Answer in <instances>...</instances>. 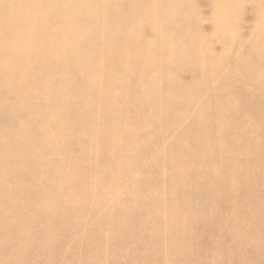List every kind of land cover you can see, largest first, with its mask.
Returning a JSON list of instances; mask_svg holds the SVG:
<instances>
[{
    "label": "rangeland",
    "instance_id": "obj_1",
    "mask_svg": "<svg viewBox=\"0 0 264 264\" xmlns=\"http://www.w3.org/2000/svg\"><path fill=\"white\" fill-rule=\"evenodd\" d=\"M98 5L102 30L61 31L82 35L55 53L63 96L53 63L0 104V264H264V228L256 251L197 242L247 202L239 174L264 201V0Z\"/></svg>",
    "mask_w": 264,
    "mask_h": 264
},
{
    "label": "bare ground",
    "instance_id": "obj_2",
    "mask_svg": "<svg viewBox=\"0 0 264 264\" xmlns=\"http://www.w3.org/2000/svg\"><path fill=\"white\" fill-rule=\"evenodd\" d=\"M104 1L109 0H0V104L6 106L5 101L10 102V97H13L14 101L25 98L26 94L23 93V88L27 89L30 84L25 78L26 75H30L31 72L45 71L53 63L58 70L57 76L52 78V82L49 84L47 80L46 84L39 87L44 93L57 91L63 96L62 88L56 87L52 83L57 82L61 77L65 78V75L62 76L59 73L58 67H61V63L65 62L66 55H60L62 58L59 60L55 53L60 51L72 38H80L82 35L79 34V31L68 32L69 34L61 33V31L82 29L81 27L85 25L93 27L92 29L102 26L103 23L94 25L90 20V14L95 13L100 18L107 16L108 14L106 15L102 7L98 5ZM104 23L107 26H119L120 21L113 19ZM258 28L263 29L264 33V22L260 23ZM100 30L102 29H96L97 32ZM263 45L262 38V43L257 42V46H262V49H259L260 52H264ZM39 51H45L48 54L45 61L40 62L35 58V53ZM257 66L264 70V56H259ZM243 68L246 67L243 66ZM255 76H245V78L253 79ZM250 82L251 80H246L244 85ZM57 83L59 84V82ZM65 98L66 101L69 100L67 96ZM36 106L40 108L41 105ZM43 107L46 108V106ZM40 151L41 148L37 150L34 148L31 154L39 157ZM235 167H243V164H236ZM40 168L44 169V167ZM37 170L40 169L37 168ZM237 180L241 182L238 185H245L243 188L248 193L247 202L242 204L239 202L222 203L223 208L230 213L223 214L225 219L219 222V226L211 227L213 230L206 240L203 241V238L202 241L197 240L201 248L217 246V241L211 237L216 234L217 229L224 234L230 233L232 236L231 242L225 241V245H223V241L219 243L221 250H225L227 246L235 248L238 244L242 245L246 242L256 251L259 245L258 239L262 242L260 229L264 228L261 225L263 219H256L253 216L260 215L261 218H264V201L259 198L257 192L254 195L251 194V185H248L250 179L245 174H239ZM253 188L257 190L255 187ZM247 208H249V213L245 211ZM235 209L237 215L233 214ZM16 229L19 234L21 229L19 227ZM244 235L250 236V239L248 241L240 240L239 238ZM262 246H264L263 243ZM195 252L197 253V249L192 247L190 254ZM255 263L256 257L254 256Z\"/></svg>",
    "mask_w": 264,
    "mask_h": 264
}]
</instances>
